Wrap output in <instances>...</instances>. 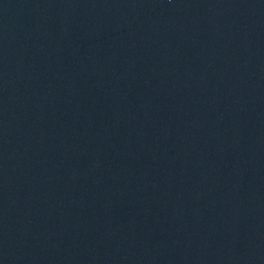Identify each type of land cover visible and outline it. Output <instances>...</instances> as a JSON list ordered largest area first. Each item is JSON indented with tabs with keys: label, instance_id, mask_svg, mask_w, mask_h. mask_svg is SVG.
Returning a JSON list of instances; mask_svg holds the SVG:
<instances>
[{
	"label": "water",
	"instance_id": "1",
	"mask_svg": "<svg viewBox=\"0 0 264 264\" xmlns=\"http://www.w3.org/2000/svg\"><path fill=\"white\" fill-rule=\"evenodd\" d=\"M0 264H264V0H0Z\"/></svg>",
	"mask_w": 264,
	"mask_h": 264
}]
</instances>
